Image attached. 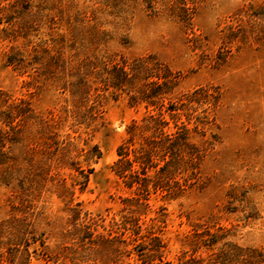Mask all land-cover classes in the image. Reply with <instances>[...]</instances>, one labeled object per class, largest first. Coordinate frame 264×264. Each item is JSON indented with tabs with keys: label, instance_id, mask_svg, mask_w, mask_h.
<instances>
[{
	"label": "rangeland",
	"instance_id": "obj_1",
	"mask_svg": "<svg viewBox=\"0 0 264 264\" xmlns=\"http://www.w3.org/2000/svg\"><path fill=\"white\" fill-rule=\"evenodd\" d=\"M0 6V264H264V0ZM160 109L212 144L144 197L117 148Z\"/></svg>",
	"mask_w": 264,
	"mask_h": 264
},
{
	"label": "trees",
	"instance_id": "obj_2",
	"mask_svg": "<svg viewBox=\"0 0 264 264\" xmlns=\"http://www.w3.org/2000/svg\"><path fill=\"white\" fill-rule=\"evenodd\" d=\"M3 7L4 6H0V9ZM123 71L125 75H128L126 70ZM156 94L157 93L152 92L151 96H155ZM150 102L152 104L155 103V101ZM176 109H179V107H166L165 110L172 113V116H175L176 114L172 111ZM184 114L188 120H191L186 113ZM194 122V131L201 135L199 142H194L192 140L190 130L185 122H182L180 125H175L174 130L170 129L162 109L156 113L148 114L147 117L144 118V123L142 125L134 120L128 126V138L117 148L120 158L115 164H118L120 161L125 164L119 168L120 173H122L121 176L128 177L131 186L137 183V188L143 193L144 197H147L150 185H153L155 189L159 187L164 188L165 186L169 188L171 180L175 177L177 170L196 168L199 160L204 157L212 144L211 139L206 137L207 124L210 122L209 116L197 115ZM166 127L169 129H166ZM138 129H142L139 134L143 137V139H141V141H143L140 142L138 147L132 148L130 145L134 144L135 135L137 133L136 130ZM146 131L147 134L145 135L144 132ZM130 152H134L132 158L130 157ZM134 163H137L139 167L134 168ZM137 226L141 227L139 224H137ZM135 232L137 233L139 231ZM112 239L111 242H116L117 240L120 243L125 242V239L119 237H113ZM103 240L108 239L103 237ZM152 242L153 243L150 245L151 247H149L151 252H147L146 255L147 260L158 258L161 261L164 244L158 237H153ZM134 246L138 255L144 253V247L141 243L135 244ZM238 249L239 247L236 245H229L227 249H221L216 252L214 258L208 259L205 261V264H230L231 257L240 253ZM116 250L122 256L132 252L131 249H127L126 247H116ZM198 262L200 263L202 260ZM156 264L161 263L158 262Z\"/></svg>",
	"mask_w": 264,
	"mask_h": 264
}]
</instances>
